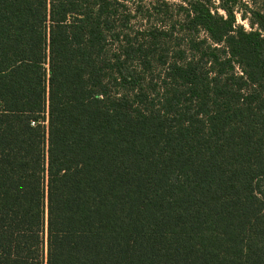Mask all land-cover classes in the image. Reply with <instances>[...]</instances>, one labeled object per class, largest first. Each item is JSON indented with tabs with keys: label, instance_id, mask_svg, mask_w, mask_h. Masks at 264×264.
Instances as JSON below:
<instances>
[{
	"label": "trees",
	"instance_id": "1",
	"mask_svg": "<svg viewBox=\"0 0 264 264\" xmlns=\"http://www.w3.org/2000/svg\"><path fill=\"white\" fill-rule=\"evenodd\" d=\"M140 4L0 0V264H264V0Z\"/></svg>",
	"mask_w": 264,
	"mask_h": 264
},
{
	"label": "rangeland",
	"instance_id": "2",
	"mask_svg": "<svg viewBox=\"0 0 264 264\" xmlns=\"http://www.w3.org/2000/svg\"><path fill=\"white\" fill-rule=\"evenodd\" d=\"M140 10L136 14L137 16L132 19V31H141L143 36L140 35L139 38L143 41L148 39V35H146L147 31H150L154 26H156L159 30L164 27H168V31L166 34L161 36L162 40V50L167 54V57L171 58V4H175L178 0H140ZM165 1L166 5L163 3ZM150 5H155L157 9L150 10ZM160 21L162 23H160ZM166 23V26H165ZM236 23L241 24L243 27L248 29V25L245 20H241L237 17ZM168 25V26H167ZM200 38L204 37V33L202 31L197 34ZM160 35H158L159 37ZM138 38V39H139ZM157 49H159L157 47ZM158 69H153V73L156 74Z\"/></svg>",
	"mask_w": 264,
	"mask_h": 264
}]
</instances>
